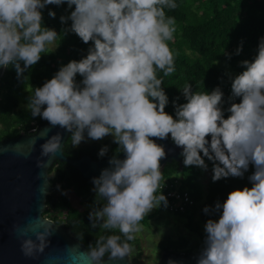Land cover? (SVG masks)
Masks as SVG:
<instances>
[{"label":"clouds","instance_id":"obj_1","mask_svg":"<svg viewBox=\"0 0 264 264\" xmlns=\"http://www.w3.org/2000/svg\"><path fill=\"white\" fill-rule=\"evenodd\" d=\"M63 4L74 6L70 15L60 17L61 24L71 21L64 34L74 33L90 46L84 57L61 66L35 88L26 107L33 118L71 133L73 147L86 137L99 141L110 136L118 145L115 153L124 155L113 154L110 166L92 180L96 198L105 203L98 205L95 198L90 227L120 233L100 236L89 246L92 264H102L106 254L113 260L130 259L129 241L142 231L141 222L154 209L168 206L162 191L157 194L163 178L160 162L167 153L156 141L169 138L182 150L186 168L208 171L206 160L211 162L214 183L242 178L250 165L254 168L250 188L233 190L222 204L203 208L205 215L219 213V218L206 221L196 264H264V37L257 55L240 62L239 74L226 73L231 84L227 101L219 86L199 92L188 83L180 90L186 102L173 101V116L165 111L169 97L158 73L167 77L176 71L168 43L176 21L165 12L177 8L175 0H0V67H14L20 77L36 65L59 35L44 26L42 10ZM48 15L56 17L53 11ZM242 50L243 42L235 55ZM61 139L57 134L42 144V156L55 155ZM108 152L104 146L98 156ZM51 234L45 228L35 233V240L22 239L24 256L43 253Z\"/></svg>","mask_w":264,"mask_h":264},{"label":"trees","instance_id":"obj_2","mask_svg":"<svg viewBox=\"0 0 264 264\" xmlns=\"http://www.w3.org/2000/svg\"><path fill=\"white\" fill-rule=\"evenodd\" d=\"M177 8L165 9L166 15L174 17L176 31L173 41H169V47L174 53L176 71L165 77L162 72L158 78L163 79L164 90L169 97V104L165 111L175 115L173 101L183 104L186 101L180 90L185 84L190 83L193 91L211 92L215 87H221L227 99V86L231 85L229 76L239 74L243 69L239 66L243 60L251 61L257 55L259 41L264 37V0H175ZM74 10L68 9L67 4L61 6L48 5L42 10L44 26L55 29L59 34L54 42L55 48L48 46L41 53V60L22 76L18 77L14 67L5 69L0 79V140L18 136L20 133L31 134L40 125L48 124L39 117L33 118L27 109L28 97L33 90L42 87L50 80L63 65L71 60H80L87 54L90 46L84 44L74 33L64 34L63 30L71 26V21L61 24L60 17L68 16ZM49 11L56 13L55 19L48 15ZM243 42V50L240 55H235L236 49ZM231 55V59L225 56ZM217 61L219 62L217 64ZM82 78L78 75L77 82ZM178 98V99H177ZM236 102H239L237 100ZM228 113L225 112V118ZM71 136V135H70ZM67 139L63 153L69 159L80 158L88 155L93 160H101L112 157L118 145L109 138L101 143H93L82 147H73L71 138ZM108 146L109 152L103 158L98 156L99 150ZM183 157L180 162H171L162 169L163 178L170 176H182V186L188 190L195 201L194 206L184 214H176L187 217L185 227L191 232L198 234L204 243L206 233L199 230L198 223L193 220L194 210L198 212V218L204 225L208 219L218 220L219 213L205 215V206L214 207L216 202L221 204L227 199L228 193L233 190L251 187L248 177L254 168L250 165L248 172L242 178L229 177L220 181H212V164H209L210 174L207 180L206 192L199 180V168L185 167ZM49 182L52 193L45 198V205L49 207L43 213V217L53 221L55 224L68 228L88 251L90 245L95 244L100 236L120 235L118 230H104L102 228L92 229L88 219L87 211H79L72 208L68 199L63 196L57 198L55 191H69L80 203L97 207L105 201L97 197L93 192V184L83 181L80 174L69 164L56 162L48 171ZM97 200L96 205L94 203ZM150 217H145L141 222L148 227ZM123 240V237H121ZM132 246L131 262L136 264L141 260L142 252L139 240L135 237L129 241ZM189 241L184 238L169 240L160 246L163 252L199 254L202 249L189 251ZM107 255V254H106Z\"/></svg>","mask_w":264,"mask_h":264},{"label":"water","instance_id":"obj_3","mask_svg":"<svg viewBox=\"0 0 264 264\" xmlns=\"http://www.w3.org/2000/svg\"><path fill=\"white\" fill-rule=\"evenodd\" d=\"M5 68L0 67V79ZM60 134L61 148L55 155L42 156L41 145L51 137ZM71 133L65 129L42 124L31 134L20 133L16 137L0 140V264H92L87 249L66 227L44 218L49 209L45 205L46 196L52 193L48 171L56 162L69 164L87 183L99 177L108 168L109 159L93 160L88 155L69 159L63 153L64 145ZM210 139V137H209ZM165 147L167 156L161 160V170L171 162H180L181 149L171 139L157 140ZM120 154V153H119ZM118 155V154H117ZM120 159L124 158L121 153ZM43 163L45 167H38ZM26 231L20 236L14 230ZM48 228V247L34 258L25 257L21 251L22 239L35 240V233ZM199 254L162 252L155 264H196ZM102 264H132L131 258L113 260L105 256Z\"/></svg>","mask_w":264,"mask_h":264},{"label":"rangeland","instance_id":"obj_4","mask_svg":"<svg viewBox=\"0 0 264 264\" xmlns=\"http://www.w3.org/2000/svg\"><path fill=\"white\" fill-rule=\"evenodd\" d=\"M50 49H54V43L48 46ZM112 137H105L99 141H92L87 139L85 142H82L77 148L82 147L84 145H89L93 143H101ZM199 180L200 184L203 187V191L206 192V183L210 174V167L208 171H203L199 168ZM52 175H49L51 177ZM183 178L182 176H179ZM55 196L59 198L60 196L65 197L69 200L72 208H75L79 211H87L90 213L92 211L93 206H88L86 204H82L79 200L69 192L57 190L55 191ZM193 220L198 223L200 232L204 233V224L200 222L197 214V210H194ZM191 216L190 214H186L184 217L178 216L173 213H169L167 209L162 205L158 209H154L149 214L148 227L143 226L142 231L135 234V237L139 240L140 249L142 252L141 260L136 264H155L160 258V246L169 240H177L179 238H184L189 241V251H195L197 249H202L204 243L200 240L199 236L195 232H191L185 227V223L187 221V217ZM133 255L131 252L130 258Z\"/></svg>","mask_w":264,"mask_h":264},{"label":"built area","instance_id":"obj_5","mask_svg":"<svg viewBox=\"0 0 264 264\" xmlns=\"http://www.w3.org/2000/svg\"><path fill=\"white\" fill-rule=\"evenodd\" d=\"M226 92L228 98L231 95V85L227 86ZM224 107L227 108L228 104L225 103ZM182 185V178L176 175L161 180L160 190L157 194L162 191V194L167 197L168 206L166 209L169 213L184 214L195 204L189 191L184 189Z\"/></svg>","mask_w":264,"mask_h":264},{"label":"flooded vegetation","instance_id":"obj_6","mask_svg":"<svg viewBox=\"0 0 264 264\" xmlns=\"http://www.w3.org/2000/svg\"><path fill=\"white\" fill-rule=\"evenodd\" d=\"M163 251H160V254L162 253Z\"/></svg>","mask_w":264,"mask_h":264}]
</instances>
